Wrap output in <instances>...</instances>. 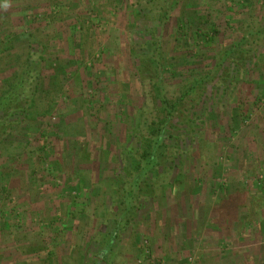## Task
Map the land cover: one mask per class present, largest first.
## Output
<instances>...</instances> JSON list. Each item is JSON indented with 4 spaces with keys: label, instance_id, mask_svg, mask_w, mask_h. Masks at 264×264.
I'll use <instances>...</instances> for the list:
<instances>
[{
    "label": "rangeland",
    "instance_id": "rangeland-1",
    "mask_svg": "<svg viewBox=\"0 0 264 264\" xmlns=\"http://www.w3.org/2000/svg\"><path fill=\"white\" fill-rule=\"evenodd\" d=\"M31 31L38 107L0 137V264H264V0H0V93ZM157 69L172 102L209 77L103 258Z\"/></svg>",
    "mask_w": 264,
    "mask_h": 264
},
{
    "label": "trees",
    "instance_id": "trees-1",
    "mask_svg": "<svg viewBox=\"0 0 264 264\" xmlns=\"http://www.w3.org/2000/svg\"><path fill=\"white\" fill-rule=\"evenodd\" d=\"M167 18H169L168 15L165 16V19ZM29 36V38H32L28 45L31 50L26 54L20 69L16 70L13 75L6 80L4 90L0 93V137L8 131H12L16 125L21 123L20 121H23V119H17L18 117L22 116L23 118H30L33 108L37 109L38 107L36 103V95L39 91V84L37 81L41 70L37 67H39L41 63L36 62L33 58L34 52H32V47L36 38L32 31L29 33ZM246 38L247 37H243L242 41H245ZM236 47L237 46L235 45L227 50L224 53L222 60H225L230 56ZM160 58L161 52L157 51L153 61H155L154 63L159 69L161 65ZM159 69H157L158 73L154 77L156 79V86L154 89L157 98L161 101V106L158 108L160 115L149 124V137L144 138V146H142L141 155L137 156L132 153L133 160L131 167L133 168V172H131V174L133 177L131 181L123 184L124 193L126 195L124 197L125 207L119 218L116 220V226L110 234L106 247L101 251V256L103 258L110 250V245L116 239L118 235L117 232L121 225L128 221L126 219L127 215H129L135 208L134 201L139 194L135 193V191H143L141 184L142 182L147 184L146 179L148 180L154 175H161L157 168L165 162L162 159L164 156L163 149L166 147L165 136L169 133V127L173 126L170 121L179 110L178 107L187 95L195 92V90L202 86L209 77L206 76L205 78H200L193 82L187 90L183 91L177 100L172 102L166 95V89ZM60 72L64 73L65 71L61 70ZM58 75V71L55 70L53 78H56ZM55 85L57 84L55 83ZM171 188L174 189L175 187L171 186Z\"/></svg>",
    "mask_w": 264,
    "mask_h": 264
}]
</instances>
